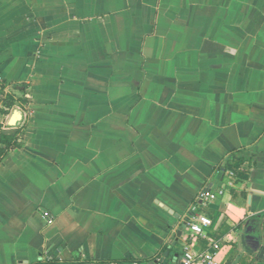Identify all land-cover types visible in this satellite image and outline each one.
Here are the masks:
<instances>
[{
  "label": "crops",
  "instance_id": "obj_1",
  "mask_svg": "<svg viewBox=\"0 0 264 264\" xmlns=\"http://www.w3.org/2000/svg\"><path fill=\"white\" fill-rule=\"evenodd\" d=\"M0 80V264H264V0H0Z\"/></svg>",
  "mask_w": 264,
  "mask_h": 264
},
{
  "label": "built area",
  "instance_id": "obj_2",
  "mask_svg": "<svg viewBox=\"0 0 264 264\" xmlns=\"http://www.w3.org/2000/svg\"><path fill=\"white\" fill-rule=\"evenodd\" d=\"M216 194L207 188L199 191L197 199L205 201L215 199ZM212 224V219L207 215L193 216L187 224L190 233L188 237H202L205 236L206 229ZM212 251H196L194 242L188 243L181 258V264H216V255L221 250V244L215 241L211 245Z\"/></svg>",
  "mask_w": 264,
  "mask_h": 264
},
{
  "label": "trees",
  "instance_id": "obj_3",
  "mask_svg": "<svg viewBox=\"0 0 264 264\" xmlns=\"http://www.w3.org/2000/svg\"><path fill=\"white\" fill-rule=\"evenodd\" d=\"M6 85L7 82L0 80V102L3 100L1 95L2 93H4V89ZM16 101H19L22 104H25L26 102V100L22 97L15 99V97L12 94H6L3 100V102H6L5 105L8 108H11L16 103ZM19 138H20L19 134L16 135H9L4 133L0 134V156H3L11 147L18 146L20 144Z\"/></svg>",
  "mask_w": 264,
  "mask_h": 264
},
{
  "label": "rangeland",
  "instance_id": "obj_4",
  "mask_svg": "<svg viewBox=\"0 0 264 264\" xmlns=\"http://www.w3.org/2000/svg\"><path fill=\"white\" fill-rule=\"evenodd\" d=\"M6 94H10V93H8V92H4V93H2V95H1V97L3 98V100H4V98H5V96H6ZM3 100H2V103L3 104H5L6 102H3ZM2 103H0V104H2ZM15 121H13V123H14ZM15 124V123H14Z\"/></svg>",
  "mask_w": 264,
  "mask_h": 264
}]
</instances>
